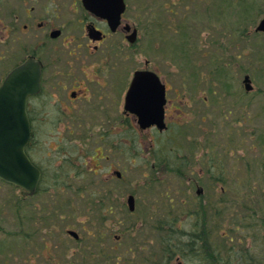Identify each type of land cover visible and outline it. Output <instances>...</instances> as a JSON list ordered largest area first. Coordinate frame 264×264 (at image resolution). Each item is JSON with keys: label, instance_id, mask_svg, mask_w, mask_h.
Masks as SVG:
<instances>
[{"label": "flooded vegetation", "instance_id": "obj_1", "mask_svg": "<svg viewBox=\"0 0 264 264\" xmlns=\"http://www.w3.org/2000/svg\"><path fill=\"white\" fill-rule=\"evenodd\" d=\"M169 3L175 6L174 2ZM124 4L125 8L118 16L116 0H0V88L16 70L21 69L19 78L22 82L35 80L36 70L40 71L39 90L27 98L31 138L26 154L40 172L37 188L30 193L0 178L1 182L17 187L20 191L15 212L22 222L30 220L36 227L34 235L42 242L37 256L40 260L44 259L39 264H61L64 259L67 261L73 256L84 259L89 234L91 239L96 235L90 231L84 234L82 231H87L91 226L106 231L112 229L110 216L120 213V208L104 207L102 197L98 202L102 205L100 208L91 206L80 198L86 192L74 191V184H102L114 178V174L118 178L122 177L121 171L117 169L108 177L106 174L97 175L101 160L107 158L106 146L114 152L121 151L118 142L109 137L121 131L118 119L122 114L134 133L161 137L162 142L173 139L169 131L174 121L180 125L182 146L179 151L169 148L159 150L153 146L152 139L145 160L149 164H145L155 170V176H144L150 182L165 179L156 175L158 167L176 172V181L190 183L197 191L202 189V195L205 194V188L200 185L202 178H209L207 180L210 183L220 185L222 192L226 181L223 176H228V181L233 180L231 174L234 171L230 175L221 171L226 162L221 161V155L216 151L215 143H212L213 138L207 135H201L199 139L191 137V131L200 125L201 120L208 121L212 126L210 129L215 127L216 114L201 108L200 97L186 96L184 84L175 89L167 74L168 66L162 61L147 58L144 65H134L137 54L143 52L140 45L142 40L150 36H164L165 32L158 28L166 17L157 15L150 2L144 4L124 0ZM183 5L184 0L178 4ZM200 5L196 3V6ZM159 48L157 46V50ZM138 70L155 72L165 87L164 129L157 125L142 128L139 114L126 109L127 92ZM125 77L130 79L128 83L126 81L127 85H123ZM151 101L154 100L149 99ZM204 103L206 106L209 104L206 98ZM156 106L161 108L162 104L157 103ZM140 107L151 109L148 105ZM135 109L138 108L135 106ZM94 120L100 122L97 130L90 124ZM94 133H99V143L91 147L90 141L94 139L90 135ZM43 134L47 137L44 143L50 146V150L42 149ZM139 143L136 136L130 143L132 158H138ZM191 145L203 149V153L199 150L193 152L189 149ZM229 152L226 150L225 155L228 156ZM245 157L242 154V158ZM94 159L96 165H93ZM200 165L206 166L207 170H197ZM91 172L95 175L90 176ZM236 181L242 182V179ZM46 182L53 184L51 187L55 189L58 184L65 185L69 194L73 195L74 192L81 199L78 202H85L74 208L72 198L67 200L62 197L66 201L64 206L60 204L63 207H55L52 202L49 205L42 199L43 195L52 192V188H43ZM98 190L103 195L105 187ZM32 198L37 199L33 207L29 208ZM98 236L101 241L104 233ZM48 248L50 254L47 256L44 249L48 251ZM104 250L100 252L106 257L108 252ZM115 256L116 260H120V255ZM161 258L159 264H171L170 256ZM183 263L180 260L177 264Z\"/></svg>", "mask_w": 264, "mask_h": 264}, {"label": "rangeland", "instance_id": "obj_2", "mask_svg": "<svg viewBox=\"0 0 264 264\" xmlns=\"http://www.w3.org/2000/svg\"><path fill=\"white\" fill-rule=\"evenodd\" d=\"M133 1L144 4L150 2L157 15L166 17L158 28L165 32L164 36H150L147 40H142L140 45L143 52L137 54L134 65H144L147 58L162 61L168 66L167 74L175 89L184 84L186 96L200 97L201 108L216 114L215 127L210 129L212 126L209 122L201 120L200 125L191 131V137H212L221 161L226 162V171L240 166L245 182L248 185L253 184L245 185L244 188L239 186V191L245 194L246 199L248 195L247 204L250 205L253 202L252 197L255 196L252 190L257 191L256 195L260 196L259 189L264 187V32L256 31L264 17V0H184L183 6H178L182 0ZM169 2H174L175 6L169 5ZM197 2L201 5L196 6ZM157 46L160 47L158 50ZM246 74L252 78L254 89L251 92H247L244 85ZM129 80V77H125L123 85H127ZM205 98L209 102L207 106L204 103ZM98 123L99 120H94L90 124L97 130ZM176 123H172L169 131V134H173V139L162 142L161 137L134 133L124 114L121 115L118 119L121 131H116L109 137L118 142L121 151L114 152L106 146L107 158L101 160L102 165H99L100 172L97 175L106 174L108 177L117 169L121 171L122 177L118 178L114 174V178L102 184H74V191L86 192L80 198L91 206L100 208L102 205L98 202L102 197L104 207L120 208V213L110 216L112 229L108 228L106 231L91 226L87 231H82L84 234L90 231L96 235L91 239L88 232V247L85 249L84 259L73 256L70 257L73 259H64L61 264H159L162 253L161 238L169 236L163 226L169 229L172 221L180 227L182 225L183 229H190V225L185 224L186 221L190 223L192 218L196 219L201 215L198 205L200 197L194 185L176 181V172L162 167L156 168L159 170L156 175L162 176L164 180L150 182L144 177L145 174L149 177L155 176V170L145 164L152 139L153 146L159 150H180L181 129ZM204 128L207 130L204 131ZM91 136L94 139H90L93 147L99 143V133ZM135 136L141 142L138 145V158L130 156V143H133ZM42 137V149L50 150V146L44 143L47 140L46 135L43 134ZM235 148L240 159H243L242 154L246 156L242 166L241 163L238 164V160L235 162L230 158L231 151ZM189 149L193 152L199 150L192 145ZM226 150L230 151L228 156L225 155ZM199 151L203 153V149ZM94 163L96 165V160ZM200 168L207 170L204 165H200L197 170ZM89 175L95 174L91 172ZM235 176L237 177L231 176L234 182L226 184L232 191L237 189L236 180L240 178L239 173ZM205 179H201L203 181L200 185L205 188L204 197L209 198V202L212 199V207L208 206L207 209V218L210 219L214 215L213 206L216 205V196L221 194V188L217 183H210L209 178ZM51 186V183L43 184V188H52L50 194L42 196L49 205L52 202L55 207H63L66 201L62 197L67 200L72 198L74 208L85 202H78L81 199L74 192L73 195L69 194L65 185L58 184L56 189ZM103 186L105 192L100 195L98 189ZM131 194L136 197V210L133 212L130 211L127 201ZM19 198L20 191L17 187L0 181V264H39V261H44L37 256L42 242L34 235L36 227L33 222H22L15 212ZM37 198L30 199L29 208L33 207ZM233 206L239 210L235 202ZM226 210L229 213L227 208ZM252 211H247V219L253 224H264V206L258 205L254 216H251ZM209 226L210 224L207 225L208 228ZM102 232L104 236L99 241L98 234ZM117 235L120 239H117ZM103 248L108 252L104 253L106 257L100 252ZM44 251L47 256L50 254L49 248ZM261 252H264V247H261ZM115 255H120V260H116ZM178 257H173L171 264L180 263ZM263 259L261 254V260Z\"/></svg>", "mask_w": 264, "mask_h": 264}, {"label": "trees", "instance_id": "obj_3", "mask_svg": "<svg viewBox=\"0 0 264 264\" xmlns=\"http://www.w3.org/2000/svg\"><path fill=\"white\" fill-rule=\"evenodd\" d=\"M231 153L230 158L235 162L238 160L240 164L242 159L237 154V148ZM239 167H232L229 172L226 171V166L221 167V171L228 175L234 171V174H231L234 178L237 177L235 174L238 172L242 182L236 181L237 189L232 191L226 184L234 180L228 181L226 178L228 176H223L226 180L223 183L225 190L223 192L221 190L222 193L216 196V205L213 206L214 215L210 219L207 218V209L208 206L212 207V199L209 202V198L202 195L198 203L201 215L196 219L192 218L190 223L188 221L185 223L190 225V229H183L182 225L180 227L172 221L169 229L163 226V230L169 232V236L161 238L160 257L170 256L171 261L178 255L186 264H264V259L261 260V254L264 258V252H261V247H264V224H253L247 219L248 210H253L251 216H254L258 205L264 206V187L259 189L260 196L256 195L257 191L252 190L255 195L252 197L253 202L247 204L248 195L246 194V199L245 194L239 191V186L244 188L249 183L245 182ZM234 202L239 206V210L237 207L234 208ZM226 208L229 213H226ZM208 224H210L209 228Z\"/></svg>", "mask_w": 264, "mask_h": 264}, {"label": "water", "instance_id": "obj_4", "mask_svg": "<svg viewBox=\"0 0 264 264\" xmlns=\"http://www.w3.org/2000/svg\"><path fill=\"white\" fill-rule=\"evenodd\" d=\"M116 6L120 16L125 8L124 0H116ZM257 30L264 31V18ZM20 70L12 73L0 88V177L33 193L40 172L32 165L25 151L31 136L27 98L39 90L40 71L36 70L35 80L22 82L19 78ZM245 83L248 90L253 89L249 75H246ZM165 98V87L154 72L137 71L128 90L126 109L139 114L141 127L156 124L163 128ZM149 99L154 101L149 102ZM157 103L162 104V107L156 108ZM144 105L151 109L140 107ZM202 191L199 189L198 193ZM128 204L130 210H135L134 195L128 197Z\"/></svg>", "mask_w": 264, "mask_h": 264}]
</instances>
